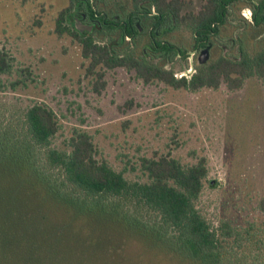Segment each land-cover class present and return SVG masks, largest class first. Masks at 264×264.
I'll list each match as a JSON object with an SVG mask.
<instances>
[{
  "label": "rangeland",
  "instance_id": "obj_1",
  "mask_svg": "<svg viewBox=\"0 0 264 264\" xmlns=\"http://www.w3.org/2000/svg\"><path fill=\"white\" fill-rule=\"evenodd\" d=\"M185 1L183 15L197 13L206 0ZM68 5L69 0H0V52L10 64L0 73V127L21 129L25 112L44 105L58 123L51 148L65 149L75 131L86 132L97 159L132 182L146 181L142 159L168 156L186 167L203 161L207 175L195 206L206 221L214 228L220 222L246 228L264 221L258 210L264 198V80L251 76L236 90L222 82L216 89L190 91L145 83L125 68L97 69L105 81L97 92L79 43L55 31L58 13ZM245 5L231 12L233 19ZM73 24L70 16L66 25ZM178 32L186 41L192 36L185 26ZM258 33L250 35L247 52L264 46ZM237 55L233 47L230 56ZM0 194L6 205L10 195ZM35 219L46 233L32 241L34 264H187L101 220L74 222L41 206ZM8 227L9 233L24 231L21 224ZM20 239L5 245L3 258L13 264L25 255Z\"/></svg>",
  "mask_w": 264,
  "mask_h": 264
},
{
  "label": "trees",
  "instance_id": "obj_2",
  "mask_svg": "<svg viewBox=\"0 0 264 264\" xmlns=\"http://www.w3.org/2000/svg\"><path fill=\"white\" fill-rule=\"evenodd\" d=\"M132 1L138 6L143 0ZM149 1L157 12H168L169 25L175 20L177 25L181 22L193 34H199L212 28L213 21L223 22L222 17L229 9L234 11L239 4L252 0H206L197 13L182 18L185 0ZM260 5L263 8L264 1ZM75 8L94 16L91 0H69L68 7L58 13L55 31L79 43L81 56L89 63L87 73L96 76L97 92L105 87L103 72L97 69L125 68L133 70L145 83L158 80L172 88L190 91L216 89L222 82L236 90L251 76L264 80V46L247 52V44L241 46L237 62L223 59L189 84L177 82L171 74L116 48L118 41L137 33L134 21L127 24L125 32L121 28L115 43V34H111L116 27L113 19L108 20L105 34L109 42L100 44L93 36H82L66 25ZM252 19L256 25L264 23L260 11L254 10ZM260 35L261 31L255 38ZM9 69L6 55L0 52V73ZM57 132L54 112L41 104H34L25 112L21 129L10 124L0 127V190L10 195L6 205L4 198L0 202V264H13L3 254L8 241L20 238L26 244L23 256L26 259L22 257L20 264H34L32 241L46 233L45 226L38 230L35 219L39 206L49 208L54 217L68 215L71 221L87 225L101 220L127 237L132 235L149 242L162 255L182 259L187 264H264V221L246 228L220 222L214 228L196 208L195 201L207 175L203 161L186 167L168 156L142 159L140 168L146 181L132 182L106 161L97 159L92 138L86 132L75 131L65 149L51 148ZM258 210L264 214V198L259 201ZM41 220H47L45 214ZM18 224L24 229L22 234L9 233L8 226Z\"/></svg>",
  "mask_w": 264,
  "mask_h": 264
},
{
  "label": "flooded vegetation",
  "instance_id": "obj_3",
  "mask_svg": "<svg viewBox=\"0 0 264 264\" xmlns=\"http://www.w3.org/2000/svg\"><path fill=\"white\" fill-rule=\"evenodd\" d=\"M261 1L264 0H252L250 3L244 1L247 3L245 6L251 10V19L243 14V9L240 11L241 17L233 19L231 14L233 10L229 9L222 17L223 22L213 21L212 28L205 29L199 34L190 32L192 36L187 41L178 32L179 27L185 25L181 22L177 25L175 20H172L173 22L169 25L168 12H157L149 0L141 1L138 6H135L132 0H129L130 3L126 0H91L93 17L75 8L71 18L81 30L80 35H91L100 44L109 42V36L105 34L110 24L108 20L113 19L112 24L116 27L111 34V36L116 35L113 36L116 38L115 43L119 39L118 33L121 28L124 29L121 30L122 33L125 32L127 24L134 21L137 33L132 32L130 36H125L124 41H118L116 48H120L121 43L123 45L126 43L124 51L131 53L139 60L144 59L156 70L171 74L177 82L189 84L196 76L205 74L209 68L216 66L220 60L230 62L240 60V48L249 43V37L253 31H261L260 36L264 35V23L256 25L252 19L254 10L264 15V6L261 7ZM184 15L181 14L180 17ZM232 26L235 27L233 32ZM233 47L238 54L236 58L230 56ZM203 51L207 52V59L202 63Z\"/></svg>",
  "mask_w": 264,
  "mask_h": 264
},
{
  "label": "water",
  "instance_id": "obj_4",
  "mask_svg": "<svg viewBox=\"0 0 264 264\" xmlns=\"http://www.w3.org/2000/svg\"><path fill=\"white\" fill-rule=\"evenodd\" d=\"M243 14L248 18V19H251V10L246 8L244 11H243ZM73 27L75 28V30L78 32V33H81V30L79 29V27L76 26V24H73ZM88 32H90V28H88ZM206 51H203L202 52V60L201 62L203 63L206 59H207V55H206Z\"/></svg>",
  "mask_w": 264,
  "mask_h": 264
}]
</instances>
